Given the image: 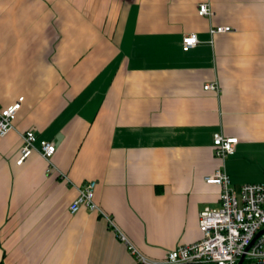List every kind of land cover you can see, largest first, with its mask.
<instances>
[{"label":"crops","instance_id":"obj_1","mask_svg":"<svg viewBox=\"0 0 264 264\" xmlns=\"http://www.w3.org/2000/svg\"><path fill=\"white\" fill-rule=\"evenodd\" d=\"M19 96L0 136V262L136 264L119 233L161 260L218 206L214 132L237 138L230 185H264V0H0V106ZM24 130L54 143L68 183L36 152L15 164ZM90 180L104 215L68 212Z\"/></svg>","mask_w":264,"mask_h":264},{"label":"built area","instance_id":"obj_2","mask_svg":"<svg viewBox=\"0 0 264 264\" xmlns=\"http://www.w3.org/2000/svg\"><path fill=\"white\" fill-rule=\"evenodd\" d=\"M199 16H208V4L201 2L197 6ZM228 26H210L209 34L229 31ZM197 43L195 34L182 36L181 49L187 51ZM205 89L214 88L212 84L203 86ZM22 96L7 106H0V136H4L13 128V120L20 108ZM21 145L15 164H21L32 152H36L45 160L44 173L55 174L64 183L69 180L63 172L57 170L51 163V156L55 146L52 141L40 140L34 145L35 134L32 130H24L20 134ZM236 137H224L218 132L212 134L211 144L213 156L217 159V166L211 174L203 180L219 187L218 206L205 207L198 213L197 240L176 247L165 252L161 260H151L139 254L124 236L119 238L126 243L127 250L134 255L136 264H235L243 256V260L253 264H264V232L253 241L255 233L264 227V185L261 183H245L238 187L230 185L224 170V160L234 151ZM95 182L87 181L77 189L75 197L68 205V212L75 213L80 208L97 211L103 214L93 200ZM110 225L111 218L105 216ZM252 241V242H251Z\"/></svg>","mask_w":264,"mask_h":264},{"label":"water","instance_id":"obj_3","mask_svg":"<svg viewBox=\"0 0 264 264\" xmlns=\"http://www.w3.org/2000/svg\"><path fill=\"white\" fill-rule=\"evenodd\" d=\"M264 232V227L263 228H261L260 230H258L256 233H255V235L253 236V239H252V241L259 235V234H261V233H263ZM251 241V242H252ZM243 263V256H240V258L236 261V263L235 264H242Z\"/></svg>","mask_w":264,"mask_h":264},{"label":"trees","instance_id":"obj_4","mask_svg":"<svg viewBox=\"0 0 264 264\" xmlns=\"http://www.w3.org/2000/svg\"><path fill=\"white\" fill-rule=\"evenodd\" d=\"M0 264H2V263L0 262ZM242 264H253V263L251 261H248V260H243Z\"/></svg>","mask_w":264,"mask_h":264}]
</instances>
